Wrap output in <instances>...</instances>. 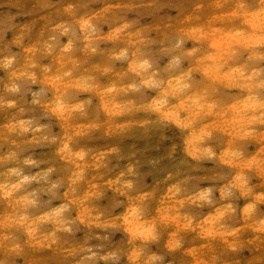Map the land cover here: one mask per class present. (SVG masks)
I'll return each mask as SVG.
<instances>
[{
  "label": "rangeland",
  "instance_id": "1",
  "mask_svg": "<svg viewBox=\"0 0 264 264\" xmlns=\"http://www.w3.org/2000/svg\"><path fill=\"white\" fill-rule=\"evenodd\" d=\"M0 264H264V0H0Z\"/></svg>",
  "mask_w": 264,
  "mask_h": 264
},
{
  "label": "bare ground",
  "instance_id": "2",
  "mask_svg": "<svg viewBox=\"0 0 264 264\" xmlns=\"http://www.w3.org/2000/svg\"><path fill=\"white\" fill-rule=\"evenodd\" d=\"M24 180H25V178H24V179H22V181H21V178H19V179H18V181H19V184H16V185H15V189H20V188L22 187V185H21V184L24 182Z\"/></svg>",
  "mask_w": 264,
  "mask_h": 264
}]
</instances>
